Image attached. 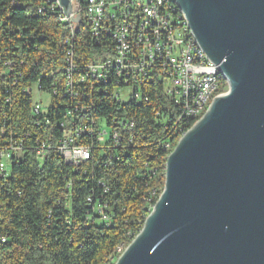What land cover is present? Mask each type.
<instances>
[{"label":"trees","instance_id":"obj_1","mask_svg":"<svg viewBox=\"0 0 264 264\" xmlns=\"http://www.w3.org/2000/svg\"><path fill=\"white\" fill-rule=\"evenodd\" d=\"M45 2L0 0V71L7 63L16 69L11 77L1 72L0 102L9 103L0 105V116L3 111L12 127L27 129L31 97L23 91L38 86L51 96L45 118L53 124L55 143L61 137L56 124L72 104L62 93L69 27L57 14H36ZM72 47L78 65L111 54L81 26ZM219 82L220 90L226 89L225 80ZM143 95L147 102L116 105L87 91L85 103L92 105L88 115L119 131L118 147L110 138L101 145L95 136H86L77 143L92 148L90 158L77 168L66 165L56 150L42 161L27 152L13 164L10 177L0 185V264H115L117 248H126L137 236L163 191L167 157L199 119L175 125L177 109L158 83H150ZM128 123L131 129H125ZM48 131L36 130L32 137L43 141ZM89 197L93 206L106 204V222L93 215Z\"/></svg>","mask_w":264,"mask_h":264},{"label":"water","instance_id":"obj_2","mask_svg":"<svg viewBox=\"0 0 264 264\" xmlns=\"http://www.w3.org/2000/svg\"><path fill=\"white\" fill-rule=\"evenodd\" d=\"M227 92L178 140L115 264H264V0H169ZM65 16L71 0H58Z\"/></svg>","mask_w":264,"mask_h":264},{"label":"built area","instance_id":"obj_3","mask_svg":"<svg viewBox=\"0 0 264 264\" xmlns=\"http://www.w3.org/2000/svg\"><path fill=\"white\" fill-rule=\"evenodd\" d=\"M36 14H57L69 27V36L64 41L68 47L62 93L71 101V110H66L56 124L61 129V137L55 143L52 142L53 124L45 118L51 96L40 91L38 86L23 91L31 97V123L27 129L12 127L7 114L1 111L0 185L6 183L13 164L21 161L27 152L42 161L48 151L56 150L66 165L77 168L89 160L92 149L79 145V139L95 136L96 141L104 145L110 138L113 147L119 146V131L112 130L104 120L88 115L92 105L91 101L85 103L87 91L90 94L95 91L116 105L140 104L148 100L143 95L146 87L152 82L158 83L163 96L177 109L175 125L181 120L198 117L199 104L208 106V99L227 92V87L220 90L216 66L201 49H193L195 39L187 23H181L177 13L163 4H150V0H71V13L67 17L63 9H57L56 0H46ZM80 26L87 29L91 41L103 45L111 53L109 57L84 65L75 62L72 42ZM1 70L0 76L1 72L2 75L7 72L8 77L16 75V69L10 63L2 65ZM4 103L9 102L5 100ZM3 104L0 102L1 106ZM41 116H44L42 121ZM116 125L124 126L121 121ZM131 128V123L125 126V129ZM39 129L49 130L43 141L38 135L32 137ZM87 203L93 215L107 221L106 204L93 206L91 197L87 198Z\"/></svg>","mask_w":264,"mask_h":264},{"label":"bare ground","instance_id":"obj_4","mask_svg":"<svg viewBox=\"0 0 264 264\" xmlns=\"http://www.w3.org/2000/svg\"><path fill=\"white\" fill-rule=\"evenodd\" d=\"M150 4H163V5H165V7L166 8H171V10H172V12H175V13H177V15H178V19H180V22L181 23H187L186 22V20H185V17H184V15L182 14V12L179 10V8L177 7V5H175L173 2H171V1H169V0H150ZM56 6H57V9H62V7L60 6V4H59V2H58V0H56ZM63 20V19H62ZM193 49H200V47L198 46V44H197V42L195 41V40H193ZM215 75H216V77H218V78H222L223 79V77L220 75V73L218 72V68L216 67L215 68ZM214 99H208V106H207V104H199V116L198 117H190V120H196L197 118H201L203 115L202 114H204L205 112H206V110L209 108V106H210V104H211V102L213 101ZM202 115V116H201ZM198 119V120H199ZM197 120V121H198ZM196 121V122H197ZM195 122V123H196ZM194 123V124H195ZM187 132V131H186ZM185 132V133H186ZM185 133H183V135L185 134ZM182 135V136H183ZM181 136V137H182ZM123 250H125V247H124V245L122 244V245H120L118 248H117V251H116V254H118V255H121V253L123 252Z\"/></svg>","mask_w":264,"mask_h":264},{"label":"rangeland","instance_id":"obj_5","mask_svg":"<svg viewBox=\"0 0 264 264\" xmlns=\"http://www.w3.org/2000/svg\"><path fill=\"white\" fill-rule=\"evenodd\" d=\"M46 100V98H44ZM124 251V250H123Z\"/></svg>","mask_w":264,"mask_h":264}]
</instances>
